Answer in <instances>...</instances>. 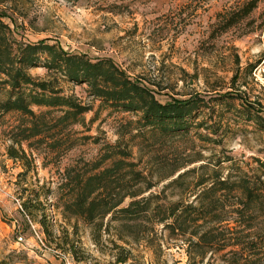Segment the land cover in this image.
<instances>
[{
  "label": "rangeland",
  "instance_id": "rangeland-1",
  "mask_svg": "<svg viewBox=\"0 0 264 264\" xmlns=\"http://www.w3.org/2000/svg\"><path fill=\"white\" fill-rule=\"evenodd\" d=\"M242 1L0 0V19L17 41H44L92 59L112 58L130 76L149 84L161 102L201 96L206 105L193 120L204 119L196 130L212 140H204L192 130L188 138L168 140L161 148L177 150L184 162L200 158L184 169L198 168L208 163V157L215 159L225 152L251 173L256 172L257 159L264 160V129L260 122L249 119L254 114L264 120V23L256 26L264 21V0L248 19L210 37L217 12ZM27 72L39 80H56L64 94L91 109L84 113L82 124L69 128L74 144L62 153L55 155L44 145L30 150L23 143L32 164L27 171L22 161L6 153L12 143L10 130L19 116L0 113V258L11 255L15 264H230L234 257L231 247L208 251L200 260L185 242L170 238L166 231H158L152 245L124 243L112 226L96 231L81 218L64 217L60 184L65 169L88 168L85 164L98 160L105 144H114L123 124L137 114L100 104L85 83L68 81L43 67ZM7 92V86L0 84V100ZM32 109L37 113L43 108ZM213 129L217 132L211 133ZM146 145L147 141L128 147L135 160L141 156L139 167L148 168ZM152 174L153 181L160 176ZM167 181L158 182L152 190L161 189ZM166 193L172 196L173 191ZM23 202L44 210L45 230L38 222L42 209L30 208L29 214ZM255 211L244 228L224 224L232 237L247 233V238L262 240L261 251L250 248L241 264H264V206L257 205ZM123 256L128 259L118 262Z\"/></svg>",
  "mask_w": 264,
  "mask_h": 264
},
{
  "label": "trees",
  "instance_id": "trees-1",
  "mask_svg": "<svg viewBox=\"0 0 264 264\" xmlns=\"http://www.w3.org/2000/svg\"><path fill=\"white\" fill-rule=\"evenodd\" d=\"M261 1L243 0L217 12L210 37L219 36L248 19ZM32 67H43L76 84L85 83L100 104L137 114L133 121L123 124L118 132L120 138L114 144H105L98 160L85 164L88 168L65 169L60 184L64 217L81 218L96 231L112 226L124 243L152 245L158 231H166L170 238L185 242L200 260L208 251L231 247L234 257L229 263L241 264L250 248L261 251L262 240L247 238V233L232 237L224 224L231 222L233 227L244 228L254 218L256 206H264V160L257 159L256 172L250 173L223 152L215 159L208 157V163L198 168L184 169L200 158L184 162L177 150L166 152L161 148L168 140L188 138L193 131L204 140H212L196 130L204 125V119L193 120L205 108L201 96L194 94L161 102L149 84L130 76L112 58L92 59L44 41H17L0 19V84L8 88L6 98L0 100V113L15 112L19 116L10 130L12 143L6 148L9 158L22 161L27 171L32 164L23 143L30 150L32 146L44 145L55 155L69 149L74 144L69 128L82 124L84 113L91 109L64 94L56 80L33 77L27 72ZM32 106L43 109L36 113ZM243 112L250 114L248 110ZM249 119L260 122L264 129L260 116L250 114ZM216 132V129L211 131ZM146 141L148 168L139 167L141 156L135 160L128 148ZM152 171L160 175L156 181L152 180ZM163 180L168 181L153 191ZM168 189H172V196L166 193ZM22 207L29 214L30 208L42 209L28 202H23ZM41 211L42 220L38 222L45 230L46 216ZM234 246L237 248L233 249ZM127 259L128 256H123L118 262ZM245 260L250 261L249 255ZM0 264L15 262L9 255L0 258Z\"/></svg>",
  "mask_w": 264,
  "mask_h": 264
},
{
  "label": "built area",
  "instance_id": "built-area-1",
  "mask_svg": "<svg viewBox=\"0 0 264 264\" xmlns=\"http://www.w3.org/2000/svg\"><path fill=\"white\" fill-rule=\"evenodd\" d=\"M37 235V238L39 239V241L42 243V239L39 237L38 233L36 234ZM22 237H18V240H21Z\"/></svg>",
  "mask_w": 264,
  "mask_h": 264
}]
</instances>
